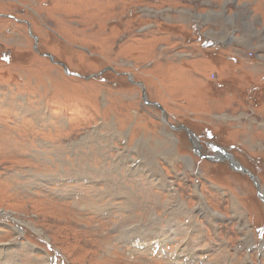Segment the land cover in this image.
<instances>
[{
  "label": "rangeland",
  "instance_id": "1",
  "mask_svg": "<svg viewBox=\"0 0 264 264\" xmlns=\"http://www.w3.org/2000/svg\"><path fill=\"white\" fill-rule=\"evenodd\" d=\"M199 2L0 0V264H264L258 186L175 127L197 131L212 90L147 12Z\"/></svg>",
  "mask_w": 264,
  "mask_h": 264
},
{
  "label": "crops",
  "instance_id": "2",
  "mask_svg": "<svg viewBox=\"0 0 264 264\" xmlns=\"http://www.w3.org/2000/svg\"><path fill=\"white\" fill-rule=\"evenodd\" d=\"M200 1L203 3L199 2L197 9L172 4L149 8V16H159L168 23L167 26H173L163 27L165 42L159 45L168 60L165 61L164 56L160 58L167 64L179 61L181 67L187 68L197 63L194 70L197 82L207 85L213 97L206 107L203 99L198 98L197 104L201 103V107H197V114L209 115V119L198 118L197 134L212 135L261 181L264 177V0ZM18 11L27 13L22 8ZM30 14L35 25L39 18ZM150 27L159 29V25L152 22ZM20 29L14 35L17 40L30 39L33 44L35 41L36 47L41 43L36 34L32 37L25 29V36ZM191 33L192 38L189 37ZM208 84H211L210 88ZM168 114L176 115L171 109ZM207 167L215 177L220 173L231 177L234 187L244 181L245 173L233 168L231 159L208 162ZM247 177L251 179L249 175ZM208 180L217 185L216 180Z\"/></svg>",
  "mask_w": 264,
  "mask_h": 264
},
{
  "label": "flooded vegetation",
  "instance_id": "3",
  "mask_svg": "<svg viewBox=\"0 0 264 264\" xmlns=\"http://www.w3.org/2000/svg\"><path fill=\"white\" fill-rule=\"evenodd\" d=\"M22 23H24L25 26L27 25L26 27H28V25L30 24V23L28 24L26 19H23ZM28 33L30 34V36L35 37V34L32 33L31 30L28 31ZM175 127L177 128L176 130H178L177 135L178 133H181L183 131L182 124ZM187 137L191 144V149L193 150L194 155H197V157L200 158L201 160L210 163L211 162L217 163L218 161H225L228 159L227 158L228 157L227 153L229 152L228 149H226V147H224L223 145L219 144V142H217V140L214 139V137L209 133L206 134V137H203V136H199V134H197V131L192 130L191 134L187 132Z\"/></svg>",
  "mask_w": 264,
  "mask_h": 264
},
{
  "label": "water",
  "instance_id": "4",
  "mask_svg": "<svg viewBox=\"0 0 264 264\" xmlns=\"http://www.w3.org/2000/svg\"><path fill=\"white\" fill-rule=\"evenodd\" d=\"M37 40V39H36ZM45 55L47 56H51V53H46ZM145 99L147 100L146 96L144 95ZM156 106V105H155ZM162 115L164 116V119L167 120V115L165 113V111H162ZM183 127H185L188 132L191 134L192 130L189 129L188 127H186L184 124H182ZM229 158H232V166L233 168L235 167L236 169L241 170L243 173L247 174L250 176V178L255 182V184L258 186V194L264 199V192L263 189L261 187V183L260 180L258 178V175L255 174L253 171H251L247 166H244L243 164H241L239 161H237L236 159H234V157L230 154H227ZM210 158V157H209Z\"/></svg>",
  "mask_w": 264,
  "mask_h": 264
},
{
  "label": "bare ground",
  "instance_id": "5",
  "mask_svg": "<svg viewBox=\"0 0 264 264\" xmlns=\"http://www.w3.org/2000/svg\"><path fill=\"white\" fill-rule=\"evenodd\" d=\"M227 154H230V153H227ZM230 155H232V154H230ZM232 156H233V155H232ZM229 157H230V156H229ZM229 157H228V159H232V158H229Z\"/></svg>",
  "mask_w": 264,
  "mask_h": 264
},
{
  "label": "built area",
  "instance_id": "6",
  "mask_svg": "<svg viewBox=\"0 0 264 264\" xmlns=\"http://www.w3.org/2000/svg\"><path fill=\"white\" fill-rule=\"evenodd\" d=\"M253 53L252 52H250V55H252ZM213 77H214V75H213Z\"/></svg>",
  "mask_w": 264,
  "mask_h": 264
}]
</instances>
